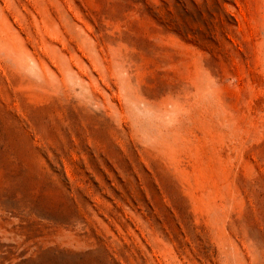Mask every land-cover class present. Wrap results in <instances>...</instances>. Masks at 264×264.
<instances>
[{
    "label": "rangeland",
    "instance_id": "rangeland-1",
    "mask_svg": "<svg viewBox=\"0 0 264 264\" xmlns=\"http://www.w3.org/2000/svg\"><path fill=\"white\" fill-rule=\"evenodd\" d=\"M0 264H264V0H0Z\"/></svg>",
    "mask_w": 264,
    "mask_h": 264
}]
</instances>
